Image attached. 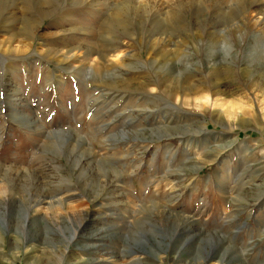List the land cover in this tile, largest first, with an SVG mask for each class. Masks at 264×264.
Instances as JSON below:
<instances>
[{
    "label": "rangeland",
    "instance_id": "1",
    "mask_svg": "<svg viewBox=\"0 0 264 264\" xmlns=\"http://www.w3.org/2000/svg\"><path fill=\"white\" fill-rule=\"evenodd\" d=\"M0 238V264H264V0H0Z\"/></svg>",
    "mask_w": 264,
    "mask_h": 264
},
{
    "label": "bare ground",
    "instance_id": "2",
    "mask_svg": "<svg viewBox=\"0 0 264 264\" xmlns=\"http://www.w3.org/2000/svg\"><path fill=\"white\" fill-rule=\"evenodd\" d=\"M125 4V3H124ZM126 6V5H125ZM127 7V6H126ZM132 8V7H131ZM135 9V8H134ZM134 13H132V14H134L136 17H138V15H137V11L136 10H132ZM131 11V12H132ZM114 16H116V15H114ZM171 59V58H170ZM166 62H168L169 60H168V58H166V60H165ZM152 63H157V60H154ZM201 167V166H200ZM140 234V233H139ZM144 235V234H143ZM141 237V236H140ZM137 241V240H136ZM139 242V241H138ZM0 243H3V239H1L0 238ZM140 243V242H139ZM138 243V244H139ZM142 243V242H141ZM146 244H148V243H146ZM145 244V245H146ZM141 246H143V245H140L139 247H141ZM166 246V245H165ZM1 247V246H0ZM148 247H150V246H148ZM199 256H201V255H199ZM204 258V257H203ZM202 259V258H201ZM204 262V261H203Z\"/></svg>",
    "mask_w": 264,
    "mask_h": 264
},
{
    "label": "snow or ice",
    "instance_id": "3",
    "mask_svg": "<svg viewBox=\"0 0 264 264\" xmlns=\"http://www.w3.org/2000/svg\"><path fill=\"white\" fill-rule=\"evenodd\" d=\"M207 97L205 96V97H203L200 101H198V102H201V103H203V102H207Z\"/></svg>",
    "mask_w": 264,
    "mask_h": 264
}]
</instances>
